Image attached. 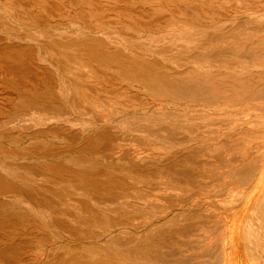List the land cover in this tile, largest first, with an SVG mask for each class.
<instances>
[{
  "label": "bare ground",
  "instance_id": "6f19581e",
  "mask_svg": "<svg viewBox=\"0 0 264 264\" xmlns=\"http://www.w3.org/2000/svg\"><path fill=\"white\" fill-rule=\"evenodd\" d=\"M0 264H264V0H0Z\"/></svg>",
  "mask_w": 264,
  "mask_h": 264
},
{
  "label": "rangeland",
  "instance_id": "374dc122",
  "mask_svg": "<svg viewBox=\"0 0 264 264\" xmlns=\"http://www.w3.org/2000/svg\"><path fill=\"white\" fill-rule=\"evenodd\" d=\"M215 104V105H214ZM199 106H197V107H192V108H190L189 110L191 111L190 113H193L194 115H201V114H203L205 111V113L206 114H216V116H211L210 117V115L207 117V119L206 120H213V119H217V120H222V119H226V120H235L237 117V119H238V121H242V120H240V118L239 117H241V119H243V120H245V117H246V119L248 118V116H245V115H243V113H244V109L242 108V107H240V109H239V107H233L232 105L230 106V107H228V108H226V109H222L221 108V106H219V104L218 103H213V104H206L203 108L201 107L200 108V110H199V108H198ZM196 108V109H195ZM198 108V109H197ZM202 109V110H201ZM238 109V110H237ZM196 110H199V111H196ZM232 110V112H234V113H237L238 114V116H221V114L220 113H222V112H226V111H231ZM239 110H240V112H239ZM196 112V113H195ZM219 112V113H218ZM256 112H259L260 113V111L259 110H257ZM220 114V115H219ZM236 117V118H235ZM232 118V119H231ZM149 151V150H148ZM147 156L148 157H150L151 155H150V152H147ZM180 182H182V183H178V185L180 186H182V189H178V192H180L178 195H181L183 198H185L186 196H185V192H186V190L184 189V187H187L188 185L186 184V182H184L183 180L182 181H180ZM189 183L190 184H192V182H191V180H189ZM180 186V187H181ZM182 191V192H181ZM184 192V193H183ZM182 194H184V195H182ZM180 197V196H179ZM182 197H180V198H182ZM182 198V199H183ZM158 202L160 203V202H162V203H166V201L165 200H158ZM192 202H193V200H192ZM192 202H190L189 203V205H191L192 204Z\"/></svg>",
  "mask_w": 264,
  "mask_h": 264
}]
</instances>
